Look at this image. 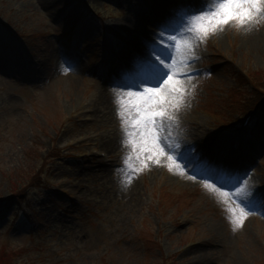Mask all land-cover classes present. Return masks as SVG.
<instances>
[{
	"label": "rangeland",
	"instance_id": "374dc122",
	"mask_svg": "<svg viewBox=\"0 0 264 264\" xmlns=\"http://www.w3.org/2000/svg\"><path fill=\"white\" fill-rule=\"evenodd\" d=\"M158 1L138 11L133 28L125 23L130 0H64L55 8L52 0H0V264H264V208L241 204L252 188L264 193V140L254 116L235 129L233 111L252 94L249 78L256 83L255 72H264V20L251 31L226 26L203 43L188 31L191 19L173 34L177 41L165 36L174 60L186 58L189 44L194 55L176 69L191 76L182 80L188 94L179 110L169 108L175 123L160 135L170 150L191 145L226 170L205 187L193 178L203 175L199 160L189 169L167 156L156 164L122 142L117 109L129 98L115 81L166 16ZM183 1L193 13L214 7ZM63 55L80 69L72 80ZM240 163L246 171L237 184ZM242 207L250 214L234 231Z\"/></svg>",
	"mask_w": 264,
	"mask_h": 264
},
{
	"label": "snow or ice",
	"instance_id": "6c2138e0",
	"mask_svg": "<svg viewBox=\"0 0 264 264\" xmlns=\"http://www.w3.org/2000/svg\"><path fill=\"white\" fill-rule=\"evenodd\" d=\"M151 2L155 0H130L125 23L134 28L138 11ZM212 3L213 8L201 9L191 14L183 9H170L168 14L154 26L156 31L141 42L140 51L128 58L126 68L121 70L115 81V87L121 92H126L129 98L128 105L120 104L117 109L121 120L122 142L126 146L131 145L137 152L148 154L146 159L156 164L161 163L159 156H167L170 161H175L182 164L184 169H189L193 160H199V171L203 175L193 178L204 180L205 187L212 186L215 183L213 177L226 170L219 169L208 158L201 159L191 145L183 147L178 145L175 150H170L171 146L166 145L160 135L166 123L170 125L175 123L174 115L169 108L179 110L188 94L186 86L180 81L191 79V76L188 72L176 71V69L187 65L194 55L192 45L189 44L185 48L186 58L181 61L174 60L169 50L172 45L165 44V36L170 41H177L180 38L172 33L178 28H186L185 21L191 19L194 23L188 31L203 43L210 34L223 31L226 26L234 24L251 31L260 20H264V0H212ZM63 4L64 0H52L49 6L55 8ZM86 24L87 21H81L80 26ZM4 58L5 49L0 43V62ZM68 59L71 57L69 56ZM170 60L173 61L171 65L167 63ZM205 72L211 74L210 70ZM129 112L135 113L131 119L128 118ZM227 131L217 137L222 146L227 144L225 138ZM144 167H147V164ZM142 170L143 168L139 171ZM169 170L175 171V168L170 164ZM128 183L131 181L129 180ZM239 183L240 181L237 180V184ZM220 187L222 188L223 185ZM239 193L240 188H237V195ZM246 203H255L264 208V193L252 188L246 200L241 201V204ZM249 214V211H245L243 207L240 209L239 217L230 221L234 231L243 226V221Z\"/></svg>",
	"mask_w": 264,
	"mask_h": 264
},
{
	"label": "trees",
	"instance_id": "16d2710c",
	"mask_svg": "<svg viewBox=\"0 0 264 264\" xmlns=\"http://www.w3.org/2000/svg\"><path fill=\"white\" fill-rule=\"evenodd\" d=\"M255 73H256V76L259 77L258 81L256 83H253V77L249 78L250 79L249 82L251 84V85H249V87L251 86L250 92H252L251 96L250 97L245 96L244 98H242L238 102L235 101L233 111L236 112V114L245 113V112L250 111L254 108H258L259 109V115L264 117V72L258 71ZM245 76H247V75L245 74ZM239 78H242V77L239 76ZM243 82H247V81L243 79ZM238 84H239V82H238ZM51 156H53V155H51ZM5 204H6V202H5ZM9 205H10V203H9ZM6 264H8V261Z\"/></svg>",
	"mask_w": 264,
	"mask_h": 264
},
{
	"label": "bare ground",
	"instance_id": "6f19581e",
	"mask_svg": "<svg viewBox=\"0 0 264 264\" xmlns=\"http://www.w3.org/2000/svg\"><path fill=\"white\" fill-rule=\"evenodd\" d=\"M118 1H121V0H118ZM45 6L46 7H48L47 6V4H45ZM202 9H204L205 10V7H201ZM52 15H53V13H52ZM141 32V30H136L135 29V31H133L132 32V35L135 37V39H137L138 38V35H139V33ZM150 33V32H149ZM133 37V38H134ZM146 37H148V36H144L143 38H142V41L146 38ZM185 48L186 47H184L182 50H181V54L183 55L184 54V52H185ZM196 54V53H195ZM61 62L62 63H64L66 66H69L70 68H71V73H73L72 75H74L73 77L72 76H69L68 77V79L69 80H72V79H74V77H75V75H77L78 74V71L80 70V69H78V68H76V63L75 64H70V63H67L66 62V60H65V58H64V55H63V57H62V59H61ZM73 66V67H72ZM72 78V79H71ZM66 83H67V81H66ZM180 83L181 84H183L184 85V81H180ZM105 153V152H104ZM106 154V153H105ZM236 155L238 154V153H235ZM92 159L93 158H95V156H93V157H91ZM96 159V158H95ZM97 163L99 164V167H103V164L100 162V161H97ZM7 205L9 204V203H6Z\"/></svg>",
	"mask_w": 264,
	"mask_h": 264
}]
</instances>
